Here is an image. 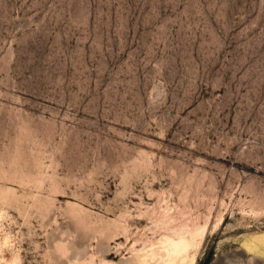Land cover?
Returning a JSON list of instances; mask_svg holds the SVG:
<instances>
[{
    "label": "rangeland",
    "instance_id": "374dc122",
    "mask_svg": "<svg viewBox=\"0 0 264 264\" xmlns=\"http://www.w3.org/2000/svg\"><path fill=\"white\" fill-rule=\"evenodd\" d=\"M262 233L264 0H0V264Z\"/></svg>",
    "mask_w": 264,
    "mask_h": 264
},
{
    "label": "bare ground",
    "instance_id": "6f19581e",
    "mask_svg": "<svg viewBox=\"0 0 264 264\" xmlns=\"http://www.w3.org/2000/svg\"><path fill=\"white\" fill-rule=\"evenodd\" d=\"M188 233V232H187ZM167 236V235H165ZM163 237L156 245H152L148 249L137 250L131 253L133 257L131 258L134 264H195V254L190 255L189 252L195 251L197 244L195 242V237L190 234L186 237ZM174 236V235H171ZM260 238L264 240V233L260 235H255L251 237L252 242L255 238ZM249 242V240H248ZM262 243V242H261ZM246 244V243H245ZM249 248L250 252L264 256V245L263 244H253L248 243L245 245ZM2 249L0 248V253ZM130 259V260H131ZM1 260V259H0ZM3 260V259H2ZM5 261V260H4ZM130 263V262H129Z\"/></svg>",
    "mask_w": 264,
    "mask_h": 264
}]
</instances>
